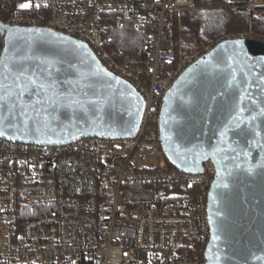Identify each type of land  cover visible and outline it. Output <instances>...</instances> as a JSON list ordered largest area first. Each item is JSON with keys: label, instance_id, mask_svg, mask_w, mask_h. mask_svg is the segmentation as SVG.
<instances>
[{"label": "built area", "instance_id": "2783aa9c", "mask_svg": "<svg viewBox=\"0 0 264 264\" xmlns=\"http://www.w3.org/2000/svg\"><path fill=\"white\" fill-rule=\"evenodd\" d=\"M194 9L193 0H0V24L84 42L145 104L134 137L50 145L0 135V264H206L216 166H169L162 108L186 69L220 42L264 38L250 24L177 55L174 17ZM124 28L149 32L141 61L118 48L111 31Z\"/></svg>", "mask_w": 264, "mask_h": 264}, {"label": "water", "instance_id": "95a60500", "mask_svg": "<svg viewBox=\"0 0 264 264\" xmlns=\"http://www.w3.org/2000/svg\"><path fill=\"white\" fill-rule=\"evenodd\" d=\"M0 33L1 136L50 145L136 136L143 98L84 42L2 24ZM42 68L52 86L38 95L26 77L44 79ZM161 135L179 170L200 173L209 159L216 166L206 264H264V41L225 40L190 65L168 92Z\"/></svg>", "mask_w": 264, "mask_h": 264}, {"label": "trees", "instance_id": "16d2710c", "mask_svg": "<svg viewBox=\"0 0 264 264\" xmlns=\"http://www.w3.org/2000/svg\"><path fill=\"white\" fill-rule=\"evenodd\" d=\"M195 9L175 15L172 37L177 55L191 56L202 44L215 42L224 35L237 34L249 30L250 24L255 35L264 38V7L249 14L246 7L249 0L232 3L229 0H193ZM111 34L117 46L136 61L146 57L145 47L149 40L148 31L132 28L114 29ZM4 39L0 33V55ZM171 168L174 165L167 160ZM141 199V198H139Z\"/></svg>", "mask_w": 264, "mask_h": 264}, {"label": "snow or ice", "instance_id": "6c2138e0", "mask_svg": "<svg viewBox=\"0 0 264 264\" xmlns=\"http://www.w3.org/2000/svg\"><path fill=\"white\" fill-rule=\"evenodd\" d=\"M29 5L28 4H21L20 8L21 9H26L28 8ZM28 71V69L23 65V64H18L15 67V73L16 76L18 78H24V74ZM39 75L40 77H44V79H33V75H29L26 77L27 83L29 85L34 86V91L36 92V94H40L41 90H47L48 87H51L52 85L46 83L47 77L45 76V72H47L48 70L46 68H42L39 69ZM9 87H11V85H9Z\"/></svg>", "mask_w": 264, "mask_h": 264}, {"label": "rangeland", "instance_id": "374dc122", "mask_svg": "<svg viewBox=\"0 0 264 264\" xmlns=\"http://www.w3.org/2000/svg\"><path fill=\"white\" fill-rule=\"evenodd\" d=\"M230 2H232V3H239V2H243V1H245V0H229ZM252 0H249V3L251 2ZM255 1V3H256V5L258 6V7H261V8H263L264 7V0H254ZM202 45H205V43L204 44H202ZM201 45V46H202ZM182 49V47L180 46V50ZM182 51V50H181Z\"/></svg>", "mask_w": 264, "mask_h": 264}, {"label": "crops", "instance_id": "0c3cea01", "mask_svg": "<svg viewBox=\"0 0 264 264\" xmlns=\"http://www.w3.org/2000/svg\"><path fill=\"white\" fill-rule=\"evenodd\" d=\"M253 1V0H252ZM261 8V7H260Z\"/></svg>", "mask_w": 264, "mask_h": 264}]
</instances>
